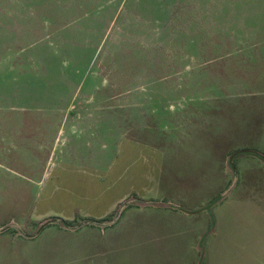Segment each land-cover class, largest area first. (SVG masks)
Here are the masks:
<instances>
[{
    "label": "rangeland",
    "instance_id": "rangeland-1",
    "mask_svg": "<svg viewBox=\"0 0 264 264\" xmlns=\"http://www.w3.org/2000/svg\"><path fill=\"white\" fill-rule=\"evenodd\" d=\"M0 264H264V0H0Z\"/></svg>",
    "mask_w": 264,
    "mask_h": 264
}]
</instances>
